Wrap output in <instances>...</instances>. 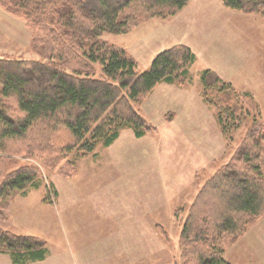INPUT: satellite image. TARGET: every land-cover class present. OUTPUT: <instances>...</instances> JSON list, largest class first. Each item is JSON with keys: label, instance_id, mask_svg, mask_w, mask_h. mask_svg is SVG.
<instances>
[{"label": "rangeland", "instance_id": "rangeland-1", "mask_svg": "<svg viewBox=\"0 0 264 264\" xmlns=\"http://www.w3.org/2000/svg\"><path fill=\"white\" fill-rule=\"evenodd\" d=\"M3 12L0 58L51 61L52 57L46 58L52 55L49 51L35 48L28 21ZM125 13L133 14L130 9ZM102 40L125 49L139 74L148 71L161 52L176 45L189 47L195 61L185 82L158 83L139 101H130L148 127L143 136H137L132 126L123 127L109 146L99 142L89 153L79 147L64 151L56 168L47 167L37 153L25 152L16 144L7 146L8 152H0V185L23 165L37 167L42 184L19 193L10 204L0 199V227L46 241L47 255L35 264H110L121 255L103 259L99 242L105 238L88 233L87 222L73 220L72 214L144 213L153 224H143L144 237H152L158 246L160 264H182L180 236L197 194L229 162L253 122L264 126V15L228 8L222 0H190L175 15L141 20L128 32L102 34ZM52 61L69 73L79 67L105 77L99 63L86 70L69 59ZM207 71L251 98L243 96L231 103L217 88L208 90L205 97ZM124 95L128 96L127 90ZM10 101L13 113L21 114L15 100ZM227 104L237 118L227 119L229 132L225 133L219 119ZM234 121L239 124L232 125ZM60 130L52 134L60 136L52 142L55 150L69 140L68 133ZM68 162L74 163L76 173L60 175ZM132 223L139 222L121 221L119 227L132 228ZM228 242L217 243L231 263L264 264V214L249 224L239 240ZM117 246L115 240L109 241L107 254L109 249L115 253Z\"/></svg>", "mask_w": 264, "mask_h": 264}, {"label": "trees", "instance_id": "trees-1", "mask_svg": "<svg viewBox=\"0 0 264 264\" xmlns=\"http://www.w3.org/2000/svg\"><path fill=\"white\" fill-rule=\"evenodd\" d=\"M189 1L0 0L8 12L28 21L34 31L35 48L52 54H46L47 59H69L86 70L99 63L105 75L94 76L79 67L69 73L52 59L0 58V152L6 153L7 146L16 144L25 152L39 154L47 167L56 168L64 151L79 147L89 153L99 142L109 146L123 127L132 126L137 136H143V129L148 127L130 101H139L158 83L185 82L195 54L187 46H173L161 52L148 71L139 74L127 51L106 45L102 34L128 32L141 20L175 15ZM222 1L228 8L264 15V0ZM128 9L133 13L130 17L125 13ZM203 84L205 97L208 90L217 88L231 103L243 96L251 98L211 71L205 72ZM125 90L128 98L123 96ZM11 99L21 114L13 113ZM222 109L219 121L228 133L227 119L237 117L229 104ZM59 129L68 133L69 140L55 150L52 142L60 136L54 138L52 134ZM67 167L60 175L74 176V163L68 162ZM39 173L32 165L11 171L0 185L1 203L10 204L27 188L39 187ZM263 214L264 126L255 121L229 162L205 182L192 203L180 236L182 264H233L217 242H236ZM1 253L9 254L15 264L43 260L46 241L0 227Z\"/></svg>", "mask_w": 264, "mask_h": 264}, {"label": "crops", "instance_id": "crops-1", "mask_svg": "<svg viewBox=\"0 0 264 264\" xmlns=\"http://www.w3.org/2000/svg\"><path fill=\"white\" fill-rule=\"evenodd\" d=\"M4 11H7L0 3V12L6 15ZM8 12V11H7ZM232 50V49H230ZM72 219L76 220L78 217V221L87 222L86 228L87 232L90 234L99 235L97 237H104L105 239L99 244H101L100 249L103 248L104 256H102L105 260H112L117 256H120L116 259L115 262L110 264H144V262H152V264H160L159 261V248L155 246L154 240L152 237H148L145 239L144 237V228L143 224L146 226L152 227L153 224L148 220L146 214H108V213H100V214H92L85 216L83 214H72ZM121 221H131V222H139L136 224H131L132 228H121L119 227ZM118 237H129L125 241H120L117 239ZM115 240L118 244L115 249V253L109 249V253L107 254V247L109 245V241ZM146 252V253H145ZM122 256H124L122 258ZM166 257V256H165ZM164 257V259H165ZM122 258L123 260H119ZM44 260V259H43ZM39 260V261H43ZM39 261L27 263V264H35ZM155 261V263H154ZM0 264H15L9 254L1 253L0 254ZM161 264H164L163 262ZM169 264V262H168Z\"/></svg>", "mask_w": 264, "mask_h": 264}]
</instances>
